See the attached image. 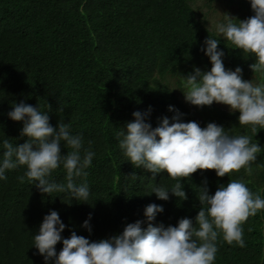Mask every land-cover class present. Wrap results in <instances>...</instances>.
Segmentation results:
<instances>
[{
  "label": "trees",
  "instance_id": "1",
  "mask_svg": "<svg viewBox=\"0 0 264 264\" xmlns=\"http://www.w3.org/2000/svg\"><path fill=\"white\" fill-rule=\"evenodd\" d=\"M225 13L234 22L253 15L248 0H0V139L14 145L27 139L20 135L22 123L7 117L13 104L23 101L42 111L46 104L50 125L69 123L72 134H81L84 147L91 141L95 153L87 169L88 203H67L61 193L42 194L27 178L19 182L23 167L6 172L0 181V264H44L33 235L50 210L65 224L62 238L74 231L92 242L143 221L150 203L163 207L153 226L193 219L200 207L196 186L204 181L209 195L239 180L264 198V129L257 128L254 135L238 124V112L229 114L227 106L215 102L198 108L183 96L181 77L194 67L202 72L211 67L200 51L208 36L219 41L226 69L240 67L242 79L264 83V74L249 68L255 56L215 34L213 25L223 22ZM169 105L183 114L181 122L194 121L201 128L214 122L229 135H247L261 145L252 174L242 168L217 177L214 170L197 169L187 180L181 178L186 200L171 194L167 201L157 199L150 192L154 184L175 181L164 172L153 175L134 167L115 136L132 122L134 111L150 108L145 122L153 128L161 117L171 122ZM66 151L61 146V155ZM63 178L62 167L52 173L57 182ZM89 213L91 233L81 227ZM242 228L243 248L229 246L218 235L214 264H264V210L247 218ZM61 247L55 245L57 253Z\"/></svg>",
  "mask_w": 264,
  "mask_h": 264
},
{
  "label": "clouds",
  "instance_id": "2",
  "mask_svg": "<svg viewBox=\"0 0 264 264\" xmlns=\"http://www.w3.org/2000/svg\"><path fill=\"white\" fill-rule=\"evenodd\" d=\"M252 16L233 20L223 15V22L215 23V34L229 42L244 54H253L256 62L249 65L252 72L264 74V0H248ZM219 41L209 36L200 51L208 58L210 69L202 72L194 67L181 77L184 100L196 107L211 106L214 102L227 106L229 114L238 112V124L250 127L255 135L257 128L264 129V83L242 79V69L228 70L224 67V52L218 49ZM37 105L21 101L13 104L7 117L22 123L20 135L27 137L24 143L14 145L9 139H0V181L6 180V172L23 167V183H35L37 190L50 196L65 194L72 200L88 203L90 189L87 169L91 166L94 151L84 147L81 134H72L69 123L57 122L55 128L49 123L46 112ZM171 122L161 117L158 126L145 122L150 112L134 111L132 122L125 130L116 132L118 148L136 168L153 175L164 172L175 183L170 186L154 184L150 192L162 201L169 194L178 201L187 199L182 190L181 178L199 170H214L217 177L239 172L252 174L251 164L261 153L262 146L247 135H229L216 123L201 128L197 122H181L178 110ZM61 146L67 151L61 155ZM63 168V182L52 179V173ZM79 181V182H78ZM199 210L193 219H178L175 226L152 225L162 205L150 203L143 209L144 220L128 223L118 235L90 242L74 231L62 238L65 229L58 213L50 210L44 215L38 231L33 235L36 254L44 264H214L217 253V237L221 236L229 246L245 247L243 223L258 211L264 210V198L253 194L245 183L233 180L217 187L208 194L206 181L196 186ZM91 213L81 227L91 233ZM144 223L146 226L141 227ZM62 245L57 253L55 245Z\"/></svg>",
  "mask_w": 264,
  "mask_h": 264
},
{
  "label": "rangeland",
  "instance_id": "3",
  "mask_svg": "<svg viewBox=\"0 0 264 264\" xmlns=\"http://www.w3.org/2000/svg\"><path fill=\"white\" fill-rule=\"evenodd\" d=\"M210 15H211V13H209V19H210V18L213 19V16H210ZM211 19H210V23H211V21H212ZM213 26H215V24H214Z\"/></svg>",
  "mask_w": 264,
  "mask_h": 264
}]
</instances>
